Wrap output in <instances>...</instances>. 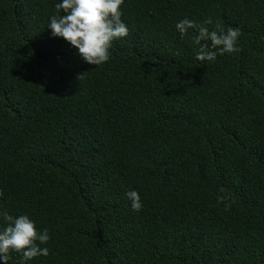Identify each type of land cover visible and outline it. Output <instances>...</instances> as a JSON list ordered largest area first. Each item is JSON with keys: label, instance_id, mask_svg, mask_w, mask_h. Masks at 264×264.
Returning a JSON list of instances; mask_svg holds the SVG:
<instances>
[{"label": "trees", "instance_id": "16d2710c", "mask_svg": "<svg viewBox=\"0 0 264 264\" xmlns=\"http://www.w3.org/2000/svg\"><path fill=\"white\" fill-rule=\"evenodd\" d=\"M58 2L0 0V210L50 237L25 264H264V0H123L99 66ZM183 18L236 50L196 60Z\"/></svg>", "mask_w": 264, "mask_h": 264}, {"label": "clouds", "instance_id": "9594fccd", "mask_svg": "<svg viewBox=\"0 0 264 264\" xmlns=\"http://www.w3.org/2000/svg\"><path fill=\"white\" fill-rule=\"evenodd\" d=\"M123 0H59L55 4L57 14L49 16L47 28L54 37H62L77 50L78 56L88 64L99 66L110 59L109 50L113 40L126 37L127 25L122 21L121 5ZM63 10V14H59ZM210 18L197 23L183 18L175 23V30L181 37L188 29H195L192 37L200 48L195 52L198 61H214L217 54L231 53L236 50L239 29L228 26L226 29L215 24L212 30ZM201 41H209L207 46ZM215 49V51L210 50ZM134 211H139L142 203L139 193L129 189L124 194ZM222 200L223 197H220ZM0 264H8L9 253H20L18 264H25L37 256H48L46 245L50 237L48 229L35 227V221L28 215H10L0 210ZM38 242V243H37Z\"/></svg>", "mask_w": 264, "mask_h": 264}]
</instances>
